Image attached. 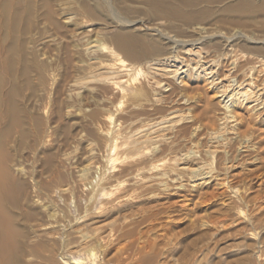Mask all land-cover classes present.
I'll return each mask as SVG.
<instances>
[{
  "label": "bare ground",
  "instance_id": "bare-ground-1",
  "mask_svg": "<svg viewBox=\"0 0 264 264\" xmlns=\"http://www.w3.org/2000/svg\"><path fill=\"white\" fill-rule=\"evenodd\" d=\"M108 103L110 173L68 151ZM59 236L72 264H264V0H0V264Z\"/></svg>",
  "mask_w": 264,
  "mask_h": 264
},
{
  "label": "rangeland",
  "instance_id": "rangeland-1",
  "mask_svg": "<svg viewBox=\"0 0 264 264\" xmlns=\"http://www.w3.org/2000/svg\"><path fill=\"white\" fill-rule=\"evenodd\" d=\"M98 95H96L95 97L96 98H99V97H97ZM113 98H111L110 99V101L112 102H114V104H117V102H118V97H115V96H112ZM115 98H117V99H115ZM86 105H88V107L86 106L85 108H88L89 110L87 111V113L89 114L90 112L89 111H91L90 110V108H94V104H93V102H90V103H88V104H86ZM123 105V104H122ZM110 108L111 106H113V105H110L109 103L105 106L106 108H104V110H103V113H102V116L101 115H99L100 117H99V119H100V123H99V125L97 126V127H92L91 129H90V131L92 130V132L89 134L88 133V137L87 138H89V139H85V141H82V142H80V143H78V142H73L70 146V148H69V146L67 147V148H69L68 149V151H72V150H74L73 151V154L75 155V156H77V157H79L80 155H82V153H84V152H86V148H87V146L88 145H91L93 148H94V150H95V152L97 153V155H98V157H99V163H98V165L102 168V169H108V173H110V172H113L114 171V169L112 168V164L111 163H108L107 162V156H108V152L106 151L107 150V147H108V151H109V146H110V141L108 140V139H110V137L107 135V133H106V129H107V124H103L102 125V123H105L104 121H103V114L104 113H106V112H108V111H110V109L108 108V107ZM123 107V106H122ZM106 109V110H105ZM109 109V110H108ZM111 109H112V107H111ZM113 110V109H112ZM102 127H104V128H102ZM95 130H94V129ZM94 130V131H93ZM98 130H99V132H98ZM95 132H97V133H95ZM102 133V134H101ZM105 134V135H104ZM86 140H88V142H86ZM93 140V141H92ZM109 141V142H108ZM83 142H85V143H83ZM93 142V143H92ZM81 143H82V145H81ZM87 143V144H86ZM98 143V144H97ZM104 145H103V144ZM74 144V145H73ZM80 144V145H79ZM78 145V146H77ZM74 146V147H73ZM102 148H101V147ZM96 147V148H95ZM77 148V149H76ZM79 149V150H78ZM83 149V150H82ZM101 149V150H100ZM76 150H77V152H76ZM97 150H99L100 152H101V155H99L100 154V152L99 151H97ZM103 150H104V152H103ZM103 153H104V155H103ZM102 155H103V157H104V159L102 158ZM107 155V156H106ZM77 157H75V158H73V160L71 161L72 163L70 164H67V166H66V168H65V171L67 172V173H73L72 171H76V172H74L73 174H77L78 173V168L79 167H82L83 165H84V163H82V164H79V166H77L78 165V162H77ZM106 158V159H105ZM73 163H74V165H75V167H74V165H73ZM77 164V165H76ZM102 164H103V166H102ZM104 165H106L105 167L106 168H104ZM109 165V166H108ZM76 168V169H75ZM71 169H73V170H71ZM110 169V170H109ZM99 197V196H98ZM57 199H58V201L61 203V205H62V207L64 208V210H66V212H67V214L68 215H71V216H74L75 214H76V199L75 198H70V196H69V194H67V193H64L63 194V196L62 197H59V196H57ZM65 199V200H64ZM61 237V238H60ZM56 241H57V243L56 242H53V243H55V245L53 244V253L51 254V255H53L52 257H50V258H52V260H53V262H52V260H51V262L52 263H58V264H67L68 263V261L66 260V259H68V258H70L69 260V263L68 264H72L71 262H73V261H75V258H74V256L73 255H71V256H64L63 257V254L62 255H60L61 254V251L63 252V247H62V243H63V236H59V238L58 239H56ZM58 241H59V243H58ZM61 246V248H60V246ZM58 246H59V248H58ZM54 249H57V251H55ZM58 254V253H60V254H56V253ZM54 253H55V255H54ZM54 256H56V257H54ZM54 257V258H53ZM58 260V261H57Z\"/></svg>",
  "mask_w": 264,
  "mask_h": 264
}]
</instances>
